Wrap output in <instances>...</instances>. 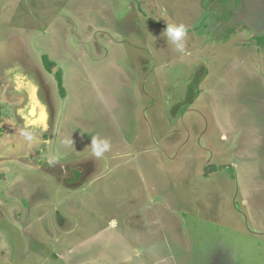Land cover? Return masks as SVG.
<instances>
[{
	"label": "rangeland",
	"instance_id": "374dc122",
	"mask_svg": "<svg viewBox=\"0 0 264 264\" xmlns=\"http://www.w3.org/2000/svg\"><path fill=\"white\" fill-rule=\"evenodd\" d=\"M252 1L204 30L199 0H0V264H264Z\"/></svg>",
	"mask_w": 264,
	"mask_h": 264
},
{
	"label": "crops",
	"instance_id": "0c3cea01",
	"mask_svg": "<svg viewBox=\"0 0 264 264\" xmlns=\"http://www.w3.org/2000/svg\"><path fill=\"white\" fill-rule=\"evenodd\" d=\"M153 1L149 0L150 3H153ZM199 1H200L199 2L200 5H201L200 9L202 11L201 18L199 19L200 24H201L200 27L204 30H207V29H210L207 27L216 26V24H217L216 20L218 18L220 19L221 16L225 17V18H231L234 20L239 19V21L242 22L243 19H240L237 16H235V12L236 11L242 12L246 6L247 0H222V1H220V0H199ZM252 2L257 3L258 8L261 5L264 6V0H253ZM159 10H160V6H159ZM225 14H227V15H225ZM171 15H172L173 22L176 23L175 15L173 13H171ZM188 17H189V15H188ZM180 22L178 21L177 23H180ZM160 24H161V26H160L161 28L166 25L164 23H160ZM196 24H197V21H195V23L193 25L189 26L188 28L191 30H195ZM247 29H248V27H247ZM245 30H246V27H245ZM179 225H182V223L174 221V226L179 228ZM124 234H126V233H124ZM126 235L128 236V234H126Z\"/></svg>",
	"mask_w": 264,
	"mask_h": 264
},
{
	"label": "clouds",
	"instance_id": "9594fccd",
	"mask_svg": "<svg viewBox=\"0 0 264 264\" xmlns=\"http://www.w3.org/2000/svg\"><path fill=\"white\" fill-rule=\"evenodd\" d=\"M166 21V20H165ZM168 41L175 45L177 51H183L187 36V28L183 23L166 21V28L162 33ZM73 143L72 141H66ZM91 152L96 158H102L111 148L110 141L100 136H91Z\"/></svg>",
	"mask_w": 264,
	"mask_h": 264
},
{
	"label": "trees",
	"instance_id": "16d2710c",
	"mask_svg": "<svg viewBox=\"0 0 264 264\" xmlns=\"http://www.w3.org/2000/svg\"><path fill=\"white\" fill-rule=\"evenodd\" d=\"M222 1V0H220ZM256 43L258 44V46H263L264 47V35H260V36H256L255 37ZM43 64L46 70L50 71L55 67L54 63L51 62L50 60H48V58L46 56H43ZM55 76V80L57 82V86H58V91H59V95L61 97L65 96V89L63 86V80H62V74L60 70H57L54 73Z\"/></svg>",
	"mask_w": 264,
	"mask_h": 264
},
{
	"label": "flooded vegetation",
	"instance_id": "af4514ba",
	"mask_svg": "<svg viewBox=\"0 0 264 264\" xmlns=\"http://www.w3.org/2000/svg\"><path fill=\"white\" fill-rule=\"evenodd\" d=\"M11 149L15 152V148L13 146H9L8 148H4L5 153L11 152ZM9 155V154H8ZM9 156H13V154H10ZM4 158V157H3Z\"/></svg>",
	"mask_w": 264,
	"mask_h": 264
},
{
	"label": "bare ground",
	"instance_id": "6f19581e",
	"mask_svg": "<svg viewBox=\"0 0 264 264\" xmlns=\"http://www.w3.org/2000/svg\"><path fill=\"white\" fill-rule=\"evenodd\" d=\"M34 109H35V108L32 106L31 111L29 112L31 115H33V113H31V112H34V111H33Z\"/></svg>",
	"mask_w": 264,
	"mask_h": 264
},
{
	"label": "water",
	"instance_id": "95a60500",
	"mask_svg": "<svg viewBox=\"0 0 264 264\" xmlns=\"http://www.w3.org/2000/svg\"><path fill=\"white\" fill-rule=\"evenodd\" d=\"M30 114V113H29ZM31 115V114H30ZM32 116V115H31Z\"/></svg>",
	"mask_w": 264,
	"mask_h": 264
}]
</instances>
